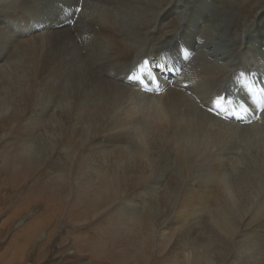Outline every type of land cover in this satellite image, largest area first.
Returning a JSON list of instances; mask_svg holds the SVG:
<instances>
[{"label":"bare ground","instance_id":"bare-ground-1","mask_svg":"<svg viewBox=\"0 0 264 264\" xmlns=\"http://www.w3.org/2000/svg\"><path fill=\"white\" fill-rule=\"evenodd\" d=\"M223 1L227 0H0V129L24 125L26 135L14 154L26 162L25 168L0 182V204L7 205L3 211H11L12 202H20L22 208L30 205L26 183H21L26 182L28 169L47 166L59 171L55 180L48 181L51 184L40 185L46 191L54 187L51 193L41 189L37 193L47 194L54 204L47 206L42 219L22 228L26 244L47 227L50 217L58 221L61 205L55 204L57 198L67 207L68 215L77 210L89 214L101 205L128 198L126 190L130 188L132 193L141 182L136 173L145 179L153 171L154 177L162 163L179 169L176 175L167 176V183H190L191 178L204 183L200 208L193 212L204 225L212 219L215 234H231L239 248L253 247L254 238L249 237L262 234V244L254 248L264 259V122L251 129L245 123L248 118L233 108L220 115L208 110L214 107L210 101L217 94L227 92L231 79L240 83L233 86L237 92L228 96L240 95L250 87L256 89L245 101L256 106L259 100L264 101L260 92L264 88V47L258 40L264 28V4L262 0L225 2L227 13L231 7L240 11L225 27L226 44L218 41L216 33L223 34L220 23L207 18L201 24L203 15H210L206 10ZM191 4L195 15L188 20L181 13ZM77 6L82 7L80 12ZM259 10L260 19L255 21ZM182 39L197 44V54L184 79L181 73L176 83L162 84L160 94L125 82L127 73L145 60L151 76L163 73L171 77V68L161 61L160 52L170 47L175 50ZM36 51L40 66L35 77L30 60L21 68L10 59L15 55L30 59ZM256 68L258 76L251 80ZM12 75L23 89L9 85L7 79ZM257 80L261 83L253 86ZM20 91L26 92L25 100ZM255 117L264 120V112ZM110 136L114 143L105 141ZM241 141L251 149L247 164L228 166L230 150ZM93 150L97 152L91 154ZM192 158L194 165L189 164ZM9 160H3L4 167ZM205 162L215 170L197 175L195 169ZM17 168L14 163L5 171ZM65 183H72L73 188ZM81 183L94 188L95 196L86 189H74V185L84 188ZM153 208L159 237L164 235L161 231L168 220L161 223L163 218L173 214L183 217L187 211L186 205L174 212ZM137 210L135 203L130 212L113 219L117 227L111 233L89 232L92 234L79 249L89 253L94 264H139L147 259ZM17 216L8 218L5 225ZM147 228L149 234L144 239L150 243L153 222ZM193 240L191 253H182L180 263L250 260H240L237 252L228 256L230 243L222 245L213 233L210 237L195 234ZM252 258L258 263L261 260L259 255Z\"/></svg>","mask_w":264,"mask_h":264},{"label":"rangeland","instance_id":"rangeland-1","mask_svg":"<svg viewBox=\"0 0 264 264\" xmlns=\"http://www.w3.org/2000/svg\"><path fill=\"white\" fill-rule=\"evenodd\" d=\"M227 1L231 3L230 0ZM227 1H223L222 5H217L216 4L217 2L213 3L212 5L214 6L211 9L206 10V12L209 11L210 15L207 14L206 16V13L204 11L203 13L205 14L203 15V20H201V24L203 23V21L206 22L208 19H211L212 23H220L223 29V34H219V33L216 34L218 35L219 38L218 41H221L222 43H226V44L228 40L227 38L228 31L225 29V27H227L230 23H232L236 19V13L238 15L240 13V11L235 7H231L228 13L224 11L223 10L224 6H226L225 2ZM262 1L264 4V0ZM191 6H192L191 8H187V10L181 13V16L186 17L188 20L190 19V17L195 15L192 13L194 9V5L191 4ZM241 12L244 14H248V12L243 9H241ZM252 13L253 12L251 9L250 15H252ZM260 16H261V12L259 10V13L255 14L253 19L256 17L255 21H258L260 19ZM263 29L261 32L262 34H260L258 40L260 42V45L264 47ZM196 48H197V44H195L193 41L188 42L182 39L178 41V47L175 50L171 51L172 49L170 47V50H163L161 51L162 53L160 52V54L163 58L169 56L170 54H175L177 56V65L175 68L174 67L173 68L175 70L176 69L178 70L187 67L183 71L184 74L183 79H184L188 67H191V65L189 66L190 62L193 60V57H195L197 54ZM227 50L228 48L226 49V51ZM10 59H15L16 60L15 63L18 62L19 67L21 68L25 65L27 60H30L33 66L31 67V74H33L34 77L37 75V69H39L40 66V58L38 51H36V54H34L30 59L26 57L19 58V55L11 56ZM12 67H16V66L13 64ZM154 77L155 76L153 74V79ZM14 78L16 77L12 75V78L7 79L9 85L17 90L19 88L23 89V87L21 88V84H19V82L17 81L19 79L15 80ZM116 80H118V77L116 78ZM20 94H22V97L25 100L26 92L20 91ZM38 98H40V95H38ZM241 105L249 108L248 112H243L241 109V112L243 113L242 115H246V113L253 114L252 111V109H254L253 106L247 105L244 101L238 104L239 107ZM239 111L240 109H237V112ZM256 112H258V110H256L255 113ZM261 118H262V120L260 119L261 122L257 121L253 123L252 121L251 122L252 124L247 126H249V128L251 129L253 128L257 129L259 123L264 122L263 117ZM6 128L7 126L5 125V127H2L0 129V182L5 179L7 180L9 178L8 176L11 177L12 175H17L22 173V169L25 168V163H26L20 158H15L16 155H14L15 153L19 152V149L21 147L20 143H22L23 139L26 137V135L23 132L24 125L21 126L14 125L8 129ZM100 137H102V135H100ZM113 139L114 138L110 136L109 138L106 137L105 141H110L114 143L115 141H113ZM104 145L108 146V143L105 142ZM152 145L153 143L150 145V148L153 147ZM246 146H248V143L247 142L243 143L241 141L240 143L236 144L233 147L234 148L233 150H230V160L228 161L229 163L228 166H237V165L242 166L247 164L246 160H248V155L251 153V149L249 146L248 147ZM96 152L97 151L93 150L91 154L93 153L95 154ZM242 158L244 160H242ZM7 159H10L9 161H7L8 166L4 167L3 160L6 161ZM48 159H46V161ZM16 160L18 161L15 162ZM191 160L189 164L194 165L195 160L193 158ZM233 162H235L234 165ZM14 163H16V165L18 166L17 170L13 172H6L5 169L11 167ZM205 164L206 165H202V167L199 170L195 169L197 175L198 174L203 175L204 171L212 172L215 170L214 165L210 166L209 168L207 166L208 165L207 162H205ZM161 165L162 166L164 165L166 167L164 166L162 167ZM170 166L174 169V171L173 169H170L171 168ZM28 170L30 171L26 179V182L22 181L21 183H26V188H25V194L27 196L26 200L29 201L30 205L28 207H26L25 205L24 208H22L20 202L17 203L12 202L11 211L8 210L5 213L3 211V208L7 205L4 202L0 204V215H2L0 216V264H94L89 253L81 251L78 245L83 244L85 237L89 236V234L113 232V229L117 227L116 221L113 219H118L119 216L122 214V212H126V213L130 212L133 206H135V203L138 205V210L135 211L136 212L135 216L140 221L139 223L140 233L142 235V239H140L142 241L141 244L144 247L146 246L145 251L148 254V258L143 260L142 262L140 261L139 264H182L180 263V260L182 258V253L186 255L191 253L190 246L191 243L194 241L193 240L194 235L199 233L207 234V237H210L213 233L214 237H217L222 245L224 243L225 244L230 243L231 249L229 250L228 253V256L230 257L232 254L234 253L236 254L237 252L240 260H247V258H250V260L246 262H237L236 260H234L231 262L233 264H248L247 262H251L250 264H264V259L262 260L263 254L257 251L259 248L258 244L259 245L262 244L261 241L263 237L262 234L258 236V234L253 233L249 237V238H254L252 242L254 245L253 247H249V248L246 246H243L246 248L237 247L235 243L236 238H234L231 234H226V233L215 234L216 230H213L215 228L214 227L215 224L212 222V219H210L209 222L207 220L205 222L206 225L205 226L203 222L200 220L199 215L193 212L194 209L200 208L199 206L202 200L201 199L202 190L204 189L205 186L204 183H197L196 178H191L190 183H167L168 182L167 176L170 173H172V175H176L179 169L177 170V168L173 167V165L171 164L165 165L162 163L160 164V168L158 170L159 174L156 173V176L154 177H153V171H151V175L146 174L145 179L143 175L141 177V174L136 173L135 176L140 177L141 182H138L140 183L139 186L135 188V190L132 191V193L130 188L126 190L128 192H125V195H127L128 198L124 197L122 200L116 202L115 204L113 203L114 205H109L107 203L106 205H101L99 207V209L101 208L100 210L99 209L98 210L95 209V211L91 210L89 214L83 213V211L81 212V214H79L80 211L77 210L74 213L68 215L69 213H67V207L61 204L60 202L61 198H57L55 204L61 205V209L57 212V215L59 217L58 221H56L58 222L57 225L53 217H50V220H48L49 224L47 225V227H44L40 231V233L37 234V237L35 236L34 240L30 239L31 241L29 240L26 244L25 242L27 238L21 235L22 234L21 232L23 230L22 228L27 224H29L30 222L39 221L40 219H42L44 213L46 212L47 206L50 203L54 204V202H52V200L47 197V194L43 196H39L37 193L40 189L46 193H51V189H53L54 187H51V189L49 188L48 191H46L42 189L41 186L51 184L48 183V181L55 180L56 179L55 176L59 172L58 170L47 166L33 167ZM63 172L68 174L67 169H64ZM54 184L63 185V183H54ZM65 184H68L72 187V183H65ZM81 184H83L84 188L77 187L76 185L73 184L74 189H76L79 192L81 190L86 189V191H88L92 196H95L93 195L95 193L94 188H92L93 189L92 190L91 187L86 186V183H81ZM90 190H92L93 192H91ZM77 191L74 190L76 196L78 195ZM132 196L133 198L135 197L134 199L135 201L133 200ZM9 205H11V203ZM183 205H186L187 208V211L185 212L183 217H177L173 214L171 216H167L163 218L161 221L162 223L163 221L168 219L164 223L166 226L164 227L165 232L174 231L176 233L167 234L162 229L161 232H163L164 235H161L160 233L161 237H159L157 234L158 230L156 229L159 228L160 225L158 224V222H155L156 213L154 212L153 207L156 206L157 211L171 210V212H174V211H180ZM116 207H118V209L115 213ZM16 214H18V216L14 218L12 222L5 225L6 220ZM152 222H153V240L150 243H148L144 239V237H146L149 234V228H147V224L148 223L152 224ZM194 230H199V232L195 233ZM259 242H261V244ZM255 246L256 247L258 246L257 250L254 248ZM256 255H259L261 257L259 263L254 262V258H252L253 256ZM220 263H221L220 261L216 262V264H220ZM226 263L228 262L226 261ZM226 263L224 261L222 264H226Z\"/></svg>","mask_w":264,"mask_h":264},{"label":"snow or ice","instance_id":"snow-or-ice-1","mask_svg":"<svg viewBox=\"0 0 264 264\" xmlns=\"http://www.w3.org/2000/svg\"><path fill=\"white\" fill-rule=\"evenodd\" d=\"M140 71L141 72H145L147 73V76L146 78L149 79V82H151V72L148 68V61L145 60L142 65L140 66ZM252 89L249 87L247 89V92L248 93H252ZM260 92L262 94H264V88H261L260 89ZM236 101H234V99H232L230 96H228L227 94H217L211 101H210V104L211 105H214V107H209V112H215L216 115H220L221 113H224V112H227L229 109H228V106L229 105H232L233 103H235ZM242 111L243 112H248L249 111V108L247 107H244L243 105L240 106ZM253 111V114H255V111L256 109H252ZM259 111L261 112H264V105H262L260 108H259ZM233 115H236L235 112H233ZM259 117H257L258 119ZM241 119H243L241 117ZM248 123L251 122V120L249 119L248 121H246Z\"/></svg>","mask_w":264,"mask_h":264}]
</instances>
